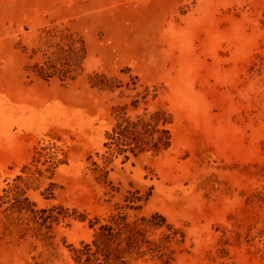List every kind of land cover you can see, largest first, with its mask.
Returning <instances> with one entry per match:
<instances>
[{
  "label": "rangeland",
  "instance_id": "obj_1",
  "mask_svg": "<svg viewBox=\"0 0 264 264\" xmlns=\"http://www.w3.org/2000/svg\"><path fill=\"white\" fill-rule=\"evenodd\" d=\"M120 216L126 264H264V0H0V264Z\"/></svg>",
  "mask_w": 264,
  "mask_h": 264
},
{
  "label": "trees",
  "instance_id": "obj_2",
  "mask_svg": "<svg viewBox=\"0 0 264 264\" xmlns=\"http://www.w3.org/2000/svg\"><path fill=\"white\" fill-rule=\"evenodd\" d=\"M151 121L139 118L136 121H128L126 125H117L111 133V142H106L110 149L115 148L119 153L134 152L137 148L146 150V146L158 151L170 145L168 130L155 129ZM154 128V129H151ZM158 132L155 137L154 133ZM126 158L128 156L126 155ZM113 224H105L100 227V232L92 243H85L83 248L77 250L79 264H126L125 256L139 243L133 234V227L123 221V218H112ZM125 230L131 231L128 235L126 246H121L124 239L121 235ZM121 239V240H119ZM118 240V241H117ZM118 242L115 246L112 242Z\"/></svg>",
  "mask_w": 264,
  "mask_h": 264
}]
</instances>
